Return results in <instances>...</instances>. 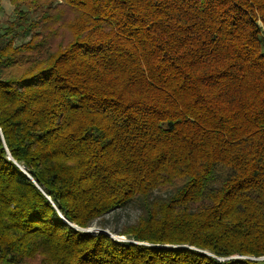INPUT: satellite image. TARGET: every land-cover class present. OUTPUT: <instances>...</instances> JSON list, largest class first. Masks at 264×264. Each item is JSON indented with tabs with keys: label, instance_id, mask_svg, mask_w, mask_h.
<instances>
[{
	"label": "trees",
	"instance_id": "obj_1",
	"mask_svg": "<svg viewBox=\"0 0 264 264\" xmlns=\"http://www.w3.org/2000/svg\"><path fill=\"white\" fill-rule=\"evenodd\" d=\"M10 2L0 264H264V0Z\"/></svg>",
	"mask_w": 264,
	"mask_h": 264
},
{
	"label": "rangeland",
	"instance_id": "obj_2",
	"mask_svg": "<svg viewBox=\"0 0 264 264\" xmlns=\"http://www.w3.org/2000/svg\"><path fill=\"white\" fill-rule=\"evenodd\" d=\"M14 10V5L10 2V0H0V33L1 32V27L4 26L5 22L12 18L13 11ZM66 9H62L60 7H56L53 11V14L56 15L59 12V15H63L65 13ZM41 14V13H40ZM66 14V13H65ZM30 35L22 36V35H17L14 38L15 45L19 46L22 43H25L29 41ZM70 40V33L68 30L63 27L61 31H58V33L54 34V36L51 38L50 44H52L54 47H57L58 45H63L66 44ZM138 215V209L135 207H128L126 209H119L115 210L112 213L106 214L102 218H98L93 224L91 228H86L89 229L90 231L87 232H92V233H97L99 232V228L97 227L100 222H104L106 225V228L104 229L105 231L109 232L111 234V237L113 238H123V236H119L117 234H114V231L121 232L122 229L128 227L129 224H131L133 221L137 219ZM82 232L86 231L85 229L81 230ZM114 234V235H113ZM116 238V239H117ZM28 264H39L38 260H32L31 262H28Z\"/></svg>",
	"mask_w": 264,
	"mask_h": 264
},
{
	"label": "water",
	"instance_id": "obj_3",
	"mask_svg": "<svg viewBox=\"0 0 264 264\" xmlns=\"http://www.w3.org/2000/svg\"><path fill=\"white\" fill-rule=\"evenodd\" d=\"M8 158L11 159V156H10L9 152H8ZM20 169H21L22 171H24V169H23L22 167H20ZM24 173L27 174L25 171H24ZM27 175L29 176V174H27ZM29 177H30V176H29ZM30 178H31V177H30ZM65 222H67L66 219H65ZM99 231H102V232H104V233H106V234H108V235L111 236V234H110L109 232L105 231V230H101V229H99ZM116 238H117V237H116ZM233 257H235V256H233ZM233 257H232V258H233ZM263 258H264V257H263ZM263 258H261V259H263Z\"/></svg>",
	"mask_w": 264,
	"mask_h": 264
},
{
	"label": "built area",
	"instance_id": "obj_4",
	"mask_svg": "<svg viewBox=\"0 0 264 264\" xmlns=\"http://www.w3.org/2000/svg\"><path fill=\"white\" fill-rule=\"evenodd\" d=\"M263 33H264V32H263ZM86 231H90V230H89V229H86ZM117 239H118V238H117ZM119 240H125V239H123V238L120 239V238H119Z\"/></svg>",
	"mask_w": 264,
	"mask_h": 264
}]
</instances>
